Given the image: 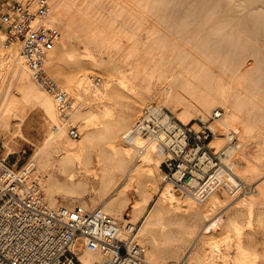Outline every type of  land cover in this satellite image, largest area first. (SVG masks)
<instances>
[{
  "label": "rangeland",
  "instance_id": "1",
  "mask_svg": "<svg viewBox=\"0 0 264 264\" xmlns=\"http://www.w3.org/2000/svg\"><path fill=\"white\" fill-rule=\"evenodd\" d=\"M124 1L126 2L125 4H127V5L124 4V6L126 7L127 10L124 9L125 7H122V9H124V10H122V11L120 10V12H119V9H121V8L114 10L115 16L117 17V20L119 21V22L118 21L116 22V24H118V26L116 25L117 26L116 28H118V27L122 28V31H129V33H132L131 28L133 29V31H136L135 28L138 30V28L140 27V22H139L140 21V14L144 13V15H147L146 16L147 18H145L146 19L145 22L147 24L148 29L147 28L146 29L141 28L142 29V30L140 29L141 31L140 30L137 31L138 35H133V34L130 35L129 33L124 32V35H122V37L119 38L122 45H124V49L121 52V54L123 55L121 57V59L117 57V54H118L117 50L112 51L111 43L109 42V38H108L109 26H108V24L111 21L109 14L103 12L105 15V17H104L105 21L102 22L103 44L101 47H97V43L91 44L89 42V40L87 39V33L84 31H78L77 30L78 37L68 39L67 34L62 29V27L56 23H52V24L56 25L62 33V37H61V40L59 41V43L61 44L64 42L67 45V49L70 48L69 49V53H71L70 57L73 58V59H69L70 57L66 58L63 62V65H62L63 70L67 69L64 73V77H65V80L67 81L66 85L69 89L68 90L69 93H66V95H68V98L70 99L72 105H71V108L66 113H63L58 108V104H57L56 115L58 114L57 117L59 119L57 117L55 119H53L49 115V113H47L45 111V109L43 107H41L40 105H36V106L27 105V103L23 99L22 93L16 88V85L13 84V86H12V82H13L12 66H5L4 67L5 74L0 79V94H2V93L4 94L7 91V89H9V92L14 96V99H16V104H18L17 105L18 110L20 111V113L24 112V114H25L23 122H21L20 125L14 124V122L16 120H12V119L7 120L9 122V125L6 124L7 127L5 125H3V126L0 125V153L5 154L6 156L9 155L10 161H12V162L18 161L19 166L25 165L28 161L30 162L31 160H33V158L36 159L37 157H39L42 154L41 152H43L42 149L50 150V153L52 154L54 159H56L58 157L59 145L55 142L49 143V139L51 137V134H53L56 130V123L58 121H60L61 125L65 124L66 127L65 126L64 127H65V129L67 128L66 134L68 133L67 134L68 137H71L70 136V128L72 126L77 127L79 132L81 133L80 137L79 138H72L71 137V138L74 139L75 141H78V140L80 141L84 138V136L87 134V132L97 130V127H99V126L95 125V124H100L99 122H100L101 117L105 118L104 116H106V119H107L109 114L107 113V115L104 114V116H103L102 111L108 107L112 108L113 115L112 114H110V115H112V117L114 116V119L122 118V115L124 113H128V114L131 113L132 114V116H131L132 120L130 119V122H131L130 127H128V129L126 131H124V134L132 128V126L136 122L137 118L143 113L145 108L151 104H156V105L162 106L163 108H165L166 112L169 115L174 116V118L176 119L178 124H181V123L188 124L189 126H192V128H194V129H199V125L202 124V122H206V124H211V122L213 120H215V119L218 120L219 118L222 117V115L226 112V109H227L226 105H224L221 100L217 101V105L212 107L211 110L208 113H206V115H204V117H202L201 115H198V113L195 112V110H193V109H190V111L188 110L185 113L186 114L185 115V114H183V112H184L183 111L184 110L183 105L180 104L179 99L174 97V95L171 94V91L168 89V86H170V87L173 86L174 87L173 93H175V91L177 93L180 92L181 94H183L184 97L189 98L191 100L193 97L195 98V96H196V98L198 97L197 94L200 93V90L198 89L199 93H197V91L195 92V90L197 88H196V86H194V84L197 86H200L201 81L198 80L196 77H198V76L200 77L201 73L192 71V66H193L192 65V57L189 55V52L193 51V49H192L193 47L191 46L192 42H190V41H193L195 39H196L195 41H197L200 38L201 39L200 41L203 40L202 42H205L206 39L207 40L212 39L211 40L212 42H214L215 39L220 40V38H221V40L224 38L228 39L224 42V44H221V47H222V45H224L226 47V48L222 47V51H223V49H224V51L225 50L227 51L225 56L229 55L228 51L233 46L235 48L236 47L239 48L241 46L242 49L245 48L247 51L243 50L244 55H242L243 54L241 52L242 50L240 48L239 49L236 48L237 51L239 50V52L242 54L235 52L236 56L233 57L234 54H232L233 52L231 53V51L236 50L233 47V49L230 50V55L228 57L226 56L227 59L231 60V58H235L232 60H235V63H237V61H239L238 59L241 56L246 58V56L249 55L247 53L251 52L250 53L251 58H249V56H248L247 58H249V59H246V61H247L246 63H248L251 68L253 66H255L256 64H258V65H256L258 67H253L252 72L254 69L255 73L250 72L249 76L254 78L259 73L264 75V70H263L264 66H262V68L260 66L262 63L264 65V62L262 59V58H264V56H263L264 52L262 53V50H261V47H264L262 45V41L264 43V40H263L264 39L263 38L264 37V35H263L264 30L261 31L262 28L260 30H257V28H259V27L256 26L257 28H256V30H254V35H255L254 36L253 33L251 32L252 30L250 31L249 29H247V32H245V35L247 36V35L251 34L252 36L251 35L250 36L252 38L249 36L250 39H246L248 37L243 36L245 38V40L242 41L243 38H241V37H240L241 40L238 38L235 39L234 38L235 36L232 35L233 33L230 34L231 36L227 35L228 37H226L224 34V33H226L224 31H227V29L229 31V28H227V26H231V28H230L231 31L234 30L233 26H235V22L233 23L234 24L233 26H232V24H230L232 21L231 22L227 21L228 25H226L223 22L224 25H226V27L224 25H221L224 28L223 27H220V29L217 28V26H219L218 22L223 21V20H221L222 18H219L220 13L223 14V15L221 14L222 16H224L225 14L228 15L227 14L228 12L225 13V11L228 10L227 8H229L230 10L231 9L233 10V8H232V6L234 5L233 3H232L233 5L231 4V6L229 3V7H228V5H227L228 3H224L222 0H220V2L222 1L223 6H222V8H219L216 11L217 13L219 12V16H218L217 13H216V15L214 14L215 13L214 10H216V9L210 7V6H212V2H213V1L211 2V0H210V2L209 1L206 2V4L208 3L209 6L206 4L204 5L205 0L204 1L202 0L203 3L201 0H194L193 3H191L192 0H190V1L186 0L188 3L185 0L182 1L183 3L180 0L179 1L178 0H169V1L168 0L167 1L166 0H146V1L145 0H124ZM172 1H173V3H170ZM198 1H201V3ZM233 2H235V0ZM163 3H164V5H163ZM158 4H160L159 6L163 11H165L164 9H167L169 7L168 9H169L170 13L168 10H166L168 12L165 11V14L166 15L168 14V16H170V17L166 16L168 19L158 18V16H161V14H163L162 13L163 11H161V10L157 11L154 8V6H156ZM174 4H176V5H174ZM178 4L181 6H182V4L184 5V7L182 6L183 7L182 10H184V8H185V10L186 9H189V10L182 11L180 8L181 6L179 7ZM192 4H194V5H192ZM202 4L204 5V7H202ZM225 4H226V6H225ZM190 5L192 7H190ZM93 6H91V8H92L91 10L95 11L96 8H95V6L93 8ZM144 6H145V9H143ZM175 6H176V8H175ZM194 6H195V8H194ZM197 6H198V9H197ZM206 7L207 8L209 7V8L206 9ZM151 8H153V9H151ZM235 8H236V6H235ZM262 8L263 7H261V9ZM171 9H173V10L171 11ZM222 9L225 11L222 12L223 11ZM206 10L208 11L207 13H205ZM232 10L229 11V13L230 12L232 13L235 10L238 12H241L239 8H238V10L237 9H235L233 11ZM262 10H264V9H262ZM123 11L125 13V14L123 13L125 16L121 13ZM131 11L133 12L132 13L133 15H131ZM173 11H175V12H173ZM188 11H189V13L187 14L186 12H188ZM212 12H213V15H212ZM204 13L206 15L211 14V15H208L207 18H206V16L204 17L206 19V21H208V19H209L210 23H209V21L206 23V21L201 20L202 16L205 15ZM183 14H185V15H183ZM130 16H134V17H132V19H131ZM179 16H181L182 18H184L183 16H185V18L180 20L179 18H181V17H179ZM222 16H220V17H222ZM128 18H130V19H128ZM134 18H136V19H134ZM133 19H134V21H133ZM177 19H178V21H177ZM193 19L196 21H194ZM188 20H189V22H188ZM122 21H123V23H122ZM191 21H193V22H191ZM128 22H129V24H128ZM137 22H139V24ZM135 23H137V25ZM178 23H180V24H178ZM181 24H183V25H181ZM206 24H208V26L209 25L210 26L208 27ZM195 25H199V28H197L198 26H195ZM202 25L204 26L203 29H205V30L209 29V32H208V30L206 32L210 33V34H207L205 31H203V33H202V30H203V29H201ZM192 26L194 28V31L196 28H197V31H199L200 36H198L199 37L198 39H197V37H194V39L192 38L193 40L190 39L191 37H193L192 36L193 34H191V37H189L190 36V30H191V29L189 30V28H192ZM177 27L178 28L180 27V28L178 29ZM232 28H233V30H232ZM123 29H125V30H123ZM213 29H214V31H213ZM149 30H151L150 35H148ZM248 30L250 31V34H248L249 33ZM191 31L194 32L193 30H191ZM231 31H229V33ZM220 32H221V34L222 33L223 34L221 35ZM258 33H259V35H258ZM205 34L209 35V36L206 37ZM0 35H1L0 40L2 41V42L0 41V45H1L0 47L3 46L2 47L3 50L8 51L9 49H6L3 45L4 36H3V31H2L1 26H0ZM169 35H171V36L169 37ZM219 35H221V36H219ZM166 36H168V38ZM140 37L143 38V43H141L140 41H136V39H138V38H139L138 40H140ZM229 38H230V40H229ZM232 38L234 41H232ZM259 39L261 41H259ZM175 41L178 42V44L180 43L179 44L180 46L183 45L182 48L178 47L179 45L177 43L175 44ZM195 41H193V42H195ZM200 41L198 40L197 42H200ZM237 41H239V42H237ZM240 41H242V42H240ZM207 42H210V41H207ZM244 42L245 43L250 42V44H249L250 46L248 45V43L245 44ZM225 43L227 46L225 45ZM258 43L261 47L258 46L259 48L257 50L255 47H257ZM243 44L246 45V47ZM189 45H190V48H189ZM235 45H238L239 47L235 46ZM61 46H62V44H61ZM229 46H230V48H227ZM129 47H131V48H129ZM13 48L15 49L16 53H20V46L19 45L18 46L14 45ZM128 48L131 49V51H128L129 50ZM253 48L255 49V51L256 50L261 51V52L260 51L258 52V55L259 56L261 55L260 57L256 53V55L258 57V58H256L255 51H254V53H252ZM263 51H264V49H263ZM89 52H91V55H89ZM222 53H225V52H222ZM245 53H246V56H245ZM252 54L255 55V57L252 56ZM221 55H223V54H221ZM223 56H221V58H223ZM236 57H237V60H236ZM241 59H242V57H241ZM257 59H259V60H257ZM243 61L245 62L244 58H243ZM239 62H242V60ZM232 63H234V62H232ZM64 64L65 65L67 64V66H65ZM205 64H206V62L203 60V65H201V66H205ZM253 64H255V65H253ZM210 67L212 68V70H218L217 67H213V66H210ZM256 69H257V72H256ZM86 70H88V72ZM83 73L84 74L87 73V75L90 74V75H88V76H90L89 77L90 78V85H89L90 89L96 88L98 86V84L95 83L98 79H101V80L106 82V80L108 78L112 77L113 79L110 82H108V85H106V87L104 89V91L107 94L105 96H92L88 92H86L87 89L86 90L84 89L85 90V92H84V90H82L83 88L81 86H78L79 80L82 77L81 74L83 75ZM263 75H260V76L263 77ZM249 76H247V77H249ZM249 79H251V78H248V80ZM190 80L193 82L195 81L194 84H189L188 82ZM188 84L190 85V87ZM191 85H192V87L194 86L196 89L195 88L191 89ZM8 87H10V88H8ZM11 87H12V89H11ZM61 87L63 88V85H61ZM193 89H195V90H193ZM191 92H192V94H191ZM193 93H196V94H193ZM191 95H194V96L191 98ZM196 100L193 99V101H195V102H196ZM219 102H221V103H219ZM243 105H244V107H246L245 104H243ZM76 107L83 111V113H82V111L80 110L82 117L80 116L79 118H74V115H72V113ZM217 108L221 109L222 115H221V117H216L215 119H212L211 116ZM84 113L86 114V117H87V115H91L93 117L89 116L90 119L88 118V120H87L85 117H83L85 115ZM189 113H191V114H189ZM97 114H99L100 117L99 116L97 117ZM179 114H181L182 117H184V115H185L184 118H186V119L185 120L184 119L179 120V118H178ZM28 117L35 118V120H36L35 126L41 131V133L37 134V139L35 140L37 146L31 145V143L27 140L26 135L23 133V130H22L24 123ZM96 117L100 118L99 121H98V119H96ZM112 117L109 116L108 119L112 118ZM93 120H94V122H96L95 124H94ZM102 120H105V119H101V122H102ZM216 120L212 123V126L214 128H217V125L219 124V122ZM101 124L104 125L103 123H101ZM13 125H15V127H13ZM214 125H216V126H214ZM9 126H10V128H9ZM19 126L21 127V129L19 128ZM221 128L222 127H219L216 130L223 135L215 136L216 139L214 138L215 141H213V143H212L217 148H221L223 146H226V143H227V140H226V137L224 134V133H226V130L224 128H222V129ZM230 129H233V128H228L227 130H230ZM233 130H235V129H233ZM240 137L241 136L239 135L241 147L240 148H234L235 149L234 152L236 154L233 152L231 154V157H230L231 159L229 157L228 158L223 157L224 158L223 160H224V163H226V164L228 162L235 161V163L238 164V166H239V164L241 163L240 167H242V164H243L242 169H244V167H245V165H247V163L253 164L256 162V158L254 157V155L252 156V154H250L249 150L253 151L252 153H254V150H255L254 149L255 148L254 142L258 141V143H259L261 140H258L260 138L259 137V138H256L255 140L253 139V140L247 141L244 138H242V137L240 138ZM220 139L222 141H220ZM217 140H219V141L217 142ZM143 141H144V143H146L147 140H143ZM244 142H246L247 144L245 143L246 144L245 145ZM100 144L101 143H98V144L96 143L95 144L96 146L94 145V147L97 148ZM136 144H137V140H136ZM120 146L121 147L123 146L124 147V148L122 147L123 149H130L131 150L132 161L130 162L131 164L129 163V165H128L131 167L130 171H129V167H128V170H126L123 173V175H120L121 177L118 175V177H117L118 181L116 180L117 182H115L116 184L114 183V185H113L112 183H110L108 185L109 189L106 188V191L104 189H101V187H100L101 186V184H100L101 166L98 163V158L96 159V157H97L96 154L98 153V148H97V151L95 150L97 153L96 152H95L96 154L94 153L95 154L94 160H93V163L89 166L90 168L89 167L86 168V167L82 166L84 169L81 167L79 170L80 174L76 177V180L85 181L88 184V186L85 187V189L81 190L80 192H77L75 194L72 193L73 195L71 193L67 194V192L65 193V191H60V192L56 191L55 197L57 199V203H55V204L72 205V204L80 203V204H83L87 207L100 206L105 210V206H107L105 203H107L110 196L114 194L116 188H119L122 186V187H124V189L126 191V197L122 198V200H120L118 202V204L115 205V210L112 213H110L106 210L105 211L107 213H109L110 215H112L115 218V220L121 225L122 228H123V226H126L128 224V223H126L127 220H130L133 224H135V234H136L135 240L138 241L139 243L143 244L144 246H146V248L148 250L147 259L151 263H153V264H179L180 260L183 258L182 259L183 262L181 264H185V263H188V264H201V263L202 264H210V262H211V264H239L238 262H239L240 258L238 256L241 257V255H239L240 253L237 252L236 248L243 244L249 248V253H250V255L248 254L249 260L252 259L251 261L247 260L248 263H246V264H264V195H262L264 193L258 194V197L256 194H254V185L253 184H254V180L256 181V179L253 177V175L251 176L249 173H247V175H246V173L239 172L236 168H235V170L233 169L235 172L233 175L235 180L236 181L241 180L243 183H245L247 185L246 193H244V192L239 193L240 191L235 193V192H233V190L230 189L229 186H227V185L221 186L224 189H226L227 194L226 193L225 194H226V197L228 196V200L231 198L230 199V201H232L231 204L221 208V210L219 212H217V214L215 212L213 214V213H211L212 212L211 211L210 214H211V216H213V218H210L211 221L210 220L208 221L207 218L203 219L202 217L199 216L198 220H199L200 224L199 223L192 224L189 220L193 217V214L191 213V211H187V208L183 207L184 201L186 199H188V200H190L196 204V206H197L196 208H201V207L205 206V204L208 203V200H210L211 196L207 200H205L204 202L200 203V202H197L196 200H194L193 198H191V196H189V195H181V194L177 193L174 190V188L171 186L173 188L172 190H174V192H175L174 194L175 195L177 194V197L173 196V195L161 197V192L163 191V189L166 186H168L169 182H166V180L164 179L163 168L158 167L154 171L155 174H153L152 182H150L151 184L152 183L153 184L151 185L150 183H148V184L146 183V191H147L146 195H149L151 197L149 200H146L145 196L141 195L142 187L145 185L144 180L142 178H140L139 175L134 174V173H132L133 171H131L132 168H134L137 164H140V162H142V159L145 156L146 152H144L142 155H140L136 146L126 144L123 139L120 143ZM32 148L34 150L30 151V149H32ZM99 148H100V146H99ZM24 150H26V152H24ZM247 152L249 153L250 157L248 156L247 158H244V156L248 155ZM30 153H32L33 156L30 157V155H29ZM241 153L244 155L242 156ZM153 154H154V152H153ZM155 154L157 155V152H155ZM257 154L259 155V152ZM260 154H261V152H260ZM235 155H238L239 158ZM240 156H242V157H240ZM165 157H166L165 155H163V157H161V162H162V160H164ZM232 157L233 158L237 157V158H235L236 160L235 159L233 160ZM242 158H244V159L241 160ZM230 160H232V161H230ZM247 160H248V162H247ZM238 161H239V163H238ZM52 165L53 166L47 165L50 167V168L48 167L50 172L51 171L54 172V168L58 165V162L55 160V162H52ZM47 166H46V168H47ZM48 168L46 170H42V171H40L42 168H36L37 170L34 173V175H36L37 177H38V175L39 176L43 175L41 178V182H40L41 188L45 194L46 199L51 203L50 198H49V191H48L50 189L49 188L50 181L48 179H46V176L44 175V174H46V172H49ZM86 169H88V170H86ZM90 169H94L95 171L94 170L92 171ZM262 170L264 171V168ZM55 173L57 174V177H58V179H60V181H64V180L68 181L64 175L62 176L60 173H58L56 171H55ZM261 173H260V175H261ZM249 176H250V179H248ZM251 177H253L254 180ZM169 185H171V184H169ZM115 186H116V188H114ZM128 195L131 198L130 203H129L130 198H128L129 197ZM243 196L245 197V199H248L249 197L252 196L254 199H256V201L251 205L250 204H243L245 206H243V205L241 206L240 203L237 201H240L239 199H241V197H243ZM163 198H164V200H163V202H161V199H163ZM128 203H129V205H128ZM163 204H164V206H163ZM127 205H128V207H127ZM174 207H175V209H178L179 213L176 212L177 210H175ZM123 209H125V210L123 211ZM134 210H135V212L137 210L140 211V219L138 218L139 220L134 219L135 218L133 216ZM150 213H152L153 215L155 214V216L158 217L157 221L155 224L150 226L149 230L144 235H141L140 232H138V231L144 225L145 220L149 216ZM206 213H208V212H206ZM207 222L210 223V226L208 228H206L205 232H203V234H202V235H204V237L206 235V237H205L206 241H204L202 238L203 236L198 237V233L202 232V230H203L201 225H203L204 223H207ZM185 224H187L188 226L186 227ZM162 225H163V227H162ZM167 232H168V234H166ZM154 239H158V240L163 239L162 241H164V242H165V240H170V242L172 241L173 242L172 246L171 245L168 246L170 243H165L167 246H164L163 249H161V250L166 251L167 249H172V250L174 249V251L177 252L176 257L175 258L171 257L168 260H162L161 258L168 255L167 253H164V251L161 253H156V252L152 253L151 249H152L153 245L151 243L154 241ZM237 244H239V245L237 246ZM78 247H81V245H78ZM166 247H168V248H166ZM212 247L214 249H212ZM237 249L239 250V248H237ZM189 250L191 251V253H192L191 255H193V256L195 255L194 253L198 254V260L195 261L194 263H193V260H191V258L187 259L185 257V254L189 253L188 252ZM222 251L223 252L228 251L225 254V255H227L226 257H224V253ZM170 254H172V253H170ZM232 261H233V263H232Z\"/></svg>",
  "mask_w": 264,
  "mask_h": 264
},
{
  "label": "bare ground",
  "instance_id": "2",
  "mask_svg": "<svg viewBox=\"0 0 264 264\" xmlns=\"http://www.w3.org/2000/svg\"><path fill=\"white\" fill-rule=\"evenodd\" d=\"M180 1L182 2L184 0H180ZM188 1H190V0H188ZM193 1L194 0H192L191 3H193ZM201 1H198V2L201 3ZM203 1H202V3H203ZM208 1L210 2V0H205L204 1V5ZM222 1L224 3H228L227 4L228 7H229V3H230V6L233 3L234 4V5L232 4L233 5L232 6L233 10H235V9L238 10V8H239L241 12H238L236 10L233 11L231 9L233 12L232 13L230 12L231 13L230 14L229 11H231V10L229 8H227L228 9L227 11L222 9L223 10L222 12H224V11H225V13L228 12L227 13L228 15H226L224 13L226 16L225 15L222 16L223 14L220 13V16H222V17H220L219 16V12L217 13L216 11L219 8H222V6H223ZM222 1L220 2V0H211L212 6H210V7L211 8H215L216 10L213 9L214 12H215L214 14L216 15V13H217L219 18H222L221 20H223L222 22H218L219 26L216 25L217 28L220 29V27H223L221 25H224V23L226 25H228L227 21H230V22L232 21L230 23V24H232V26L234 25L233 23L235 22V26H233L234 30L232 28L233 31L230 30L231 26H227V28H229V31H231V32L229 33L228 29H227V31H224L226 33L228 32L227 34L224 33L226 37L231 36L230 34L233 33L232 35L235 36L234 37L235 39L238 38V39L241 40V38H243L242 41H244L245 38L243 36H246L245 32H247V29H249L250 31L252 30L251 32L253 33V35H254V30H256L257 27H259V28H257V30H260L261 28H262L261 31L264 30V10H262V9H264V0H237V1L235 0V2H233L234 0H222ZM50 2L52 4V14H53L50 17V20H49L50 23H56V24L60 25L62 27V29L66 32L68 39H71V38H74V37H78L77 30L86 32L87 33V39L89 40V42L91 44H96L97 43V47H101L102 44H103L102 22L105 21V18H104L105 15H104L103 12L109 14L110 19H111L110 23L108 24V26H109V33H108L109 42L111 43L112 51L117 50L118 51L117 57L121 59V57L123 56L121 54V52L124 49V45H122V43L119 40V38L122 37V35H124V32L125 33H129V31H122V28H119V27H118L119 29L116 28L118 26V24H116V22L118 20H117V17L115 16L114 10L121 8V9H119V12H120V10L122 11V10L126 9V7L124 6V4L126 2L124 0H50ZM170 3H173V1L170 2ZM93 5L96 8L95 11L91 10L92 9L91 6H93ZM125 5H127V4H125ZM159 5L160 4L154 6V8L157 11H160V10L163 11L160 8ZM163 5H164V3H163ZM174 5H176V4H174ZM192 5H194V4H192ZM204 5L202 4V7H204ZM206 5H208V3ZM94 6H93V8H94ZM180 6L181 5H179V7ZM182 6L184 7L183 4H182ZM182 6L180 7L181 10L183 8ZM225 6H226V4H225ZM235 6H236V8H235ZM122 7H125V8L122 9ZM190 7H192V6L190 5ZM261 7H263V8L261 9ZM168 8L167 9L163 8V9L165 11L166 10L169 11ZM175 8H176V6H175ZM194 8H195V6H194ZM208 8L206 7V9H208ZM143 9H145V6H144ZM151 9H153V8H151ZM197 9H198V6H197ZM172 10L173 9H171V11ZM187 10H189V9L185 10V8H184V10H182V11H187ZM165 11H163L162 12L163 14H161V16H158V18H162V19L166 18V19H168L166 17V16H168V14L166 15ZM168 11H166V12H168ZM173 12H175V11H173ZM207 12L208 11L206 10L205 13H207ZM121 13L123 14L124 11L121 12ZM132 13L133 12L131 11V15H133ZM169 13H170V11H169ZM186 13L188 14L189 11L186 12ZM183 15H185V14H183ZM208 15H211V14H208ZM208 15H206V14L203 15L201 20L206 21V19L204 17L206 16V18H207ZM212 15H213V12H212ZM146 16L147 15H144V13L140 14V21H139L140 22V27L138 28V30H140L141 28H145V29L147 28L148 29L147 24L145 22V20H146L145 18H147ZM130 17L132 19V17H134V16H130ZM168 17H170V16H168ZM179 17H181V16H179ZM183 17L185 18V16H183ZM184 18L181 17L179 19L181 20V19H184ZM128 19H130V18H128ZM134 19H136V18H134ZM134 19H133V21H134ZM189 20H188V22H189ZM177 21H178V19H177ZM194 21H196V20H194ZM208 21H209V19H208ZM208 21H206V23ZM139 22H137V23L139 24ZM191 22H193V21H191ZM122 23H123V21H122ZM137 23H135V24L137 25ZM209 23H210V21H209ZM128 24H129V22H128ZM178 24H180V23H178ZM181 25H183V24H181ZM206 25L208 26V24H206ZM226 25H224V26L226 27ZM195 26H198L197 28H199V25H195ZM197 28L195 29V31H194L193 26H192V28H189V30L191 29V30L194 31V32H192L190 30V36L189 37H191V34H193L192 35L193 37H191L190 39H192V38L194 39V37H197V39L199 38L198 36H200V35H199V31H197ZM203 28H204V26L202 25L201 29H203ZM123 30H125V29H123ZM135 30L136 31H133V29L131 28V32L132 33H129V34L130 35H132V34L133 35H138V32H137L138 30L136 28H135ZM207 30L209 32V29H207ZM207 30L203 29L202 33H203V31L206 32ZM213 31H214V29H213ZM250 31H249L248 34H250ZM259 33H258V35H259ZM150 34H151V30H149V34L148 35H150ZM207 34H210V33H207ZM220 34H221V32H220ZM171 35H169V37ZM221 35H219V36H221ZM250 35H247L246 37H248V38H246V39H250L249 38ZM208 36L209 35H206V37H208ZM0 37H1V35H0ZM166 37L168 38V36H166ZM138 39H136V41H140L141 43H143V38L140 37V40H138ZM224 39H222V40H221V38H220V40H216L215 39L214 42L211 41L212 39L211 40L210 39L209 40L206 39L205 42H202L203 40L200 41L201 39L199 38L198 40L200 42H197L198 40L195 41L196 39L193 40L195 42L190 41V42H192L191 46L193 47L192 48L193 51L189 52V55L192 57V65H193L192 66V71L201 73L200 77L199 76L196 77L201 82H200V86L195 85L194 84L195 81L193 82V81L190 80L188 83L189 84H194V86H196L197 89L194 86L192 87V85H191V89L192 88L196 89V90L193 89V90H195V92L197 91V93H199V90H200V93L197 94V96H198L197 98H196V96L194 98L193 97L194 95H191V98L193 97L192 100H191L189 98L184 97L183 94H181L180 92L177 93L175 91V93H173V89H174L173 86H171V87L168 86V89L171 91V94H173L174 97L179 99L180 104L183 105V108H184L183 114H185L188 110L190 111V109H193V110H195V112L198 113V115H201L202 117H204V115H206V113H208L211 110L212 107L217 105V101L221 100L223 102V104L226 105L227 109H226V112L222 115L221 118H219L218 120H216V119L215 120L219 122V124L217 125V128L222 127V128H224L226 130V133H224L225 137H226V135H227V133L229 131V130H227L228 128L235 129L239 133V135L242 138H244L245 140H247V141L253 140V139L255 140L256 138L260 137L258 140H261L262 142L261 141L259 143H258V141L254 142V147H255L254 149L255 150L257 149V150L256 151L254 150V153H252L253 151L249 150L250 154H252V156L254 155V157L256 158V162L255 163H253V164L247 163V165H245L244 169H242L243 164H242V167H240L241 163L238 166V164H236L235 161L230 160V161H232L230 163V165H231V167L234 170L236 168L239 172L246 173V175H247V173H249L251 176L253 175V177L256 179V181H255L254 178L251 177L254 180V184H253L254 185V194H256L257 197H258V194L264 193V171L262 170L264 168V75L259 73L260 75H263V77H261L258 74L254 78L249 76L250 72L253 73L255 71L253 69V72H252V68L253 67H258V66H256L258 64H256V65L253 64L255 66H253L251 68L250 65L248 63H246L247 62L246 59L251 58L250 57V53H251L250 51H249L250 53L246 52L247 54H249L248 55L249 58H247L248 56H246V53H245L246 58L243 57V56H241L242 59H241V57L240 58L238 57L239 58L238 60L239 61L242 60V62L237 61V63H235V60H232V59H235V58H231L232 56L230 57L231 60L227 59V57L230 55V50L233 49L234 46L228 51L229 55L228 56L226 55L227 56L226 57L225 54L227 53V51L226 50L224 51V49L222 51V47H225V46L222 45V47H221V44H224V42L226 40H228V39H225V40ZM229 40H230V38H229ZM207 41H210V42H207ZM232 41H234L233 38H232ZM242 41H240V42H242ZM259 41H261V40L259 39ZM237 42H239V41H237ZM176 43L178 44V42L175 41V44ZM226 43H225V45H226ZM246 43H248V42H246ZM61 44H62V46H61ZM61 44L58 42L55 45V47L52 49V51L50 52V54L48 56V59L46 61V66H47V69L50 72V74L52 73L51 75H53L55 80L59 84L63 85L62 90L66 94V93H69V91H68L69 89H68V87L66 85L67 81L65 80V77H64V73H65V71L67 69L63 70L62 65H63L64 60L66 58L70 57L71 53H69V49L70 48L67 49V45L64 42L61 43ZM249 44H250V42L248 43V45ZM262 45L264 46L263 41H262ZM182 46L179 45L178 47L182 48ZM235 46H238V45H235ZM244 46L246 47V45H244ZM258 46H260L259 43H258L257 47H255V46L254 47L258 50V48H259ZM2 47H0V69H1L0 70V79L5 74L4 67L5 66H12V78H13L12 86H13V84L16 85V88L22 93L23 99L25 100L27 105H33V106L40 105L41 107H43L45 109V111L47 113H49V115L53 119H55L58 116V114L56 115V112H57V101H56L55 96L53 94H51V93H48L47 90H45L41 85L36 83V81L32 77L31 70L27 66V64H26L25 60L22 58L21 54L20 53H16L15 49L13 48L14 46L12 48H10L8 51H4ZM129 48H131V47H129ZM189 48H190V45H189ZM227 48H230V46L227 47ZM236 48L234 47V49H236ZM239 48L242 50V51L240 50L242 53L246 50L245 48L242 49L241 46ZM239 48H237V49H239ZM262 48L264 49V47H261V50H262V53H263L264 51H263ZM237 49L231 51V53L233 52L232 54H234L233 57L236 56L235 52L236 53H240L239 50L237 51ZM128 51H131V49H129ZM221 51L225 52V53H222ZM254 51H255V49L253 48V52L252 53H254ZM256 51H255V55H256V53L258 55V52L260 50L257 51V52ZM242 53H240V54H242ZM219 54L220 55L223 54L224 56L221 55V56H223V58H221V56ZM89 55H91V52H89ZM242 55H244V53ZM255 55L252 54V56H254V57H255ZM257 55H256V58H258ZM243 58L245 59V62L243 61ZM69 59H73V58L70 57ZM262 59H263V62H264V58H262ZM203 60L206 62L205 66H201V65H203ZM236 60H237V57H236ZM257 60H259V59H257ZM231 61L234 62V63H232ZM65 66H67V64ZM210 66L217 67L218 70H212V68ZM260 66L262 68V66H264L263 63ZM263 70H264V68H263ZM86 71L88 72V70H86ZM256 72H257V69H256ZM88 75H90V74H88ZM88 75H87V73H85V74L83 73V75L81 74L82 77L79 80V85L78 86H81L83 88V89L81 88L82 90H84V89L86 90L87 89L88 91L86 90V92H88L92 96H105L107 93L104 91V89H105L106 85H108V82H110L113 78L112 77L108 78L106 80V82L100 79L99 82H97V81L95 82L96 84H98V86L95 84L97 87L93 88V89H90V87H89V85H90V78L89 77L90 76H88ZM247 76H249V77H247ZM248 78H251V79L248 80ZM189 87H190V85H189ZM8 88H10V87H8ZM11 89H12V87H11ZM85 90H84V92H85ZM191 94H192V92H191ZM193 94H196V93H193ZM193 99L194 100L197 99L196 102L193 101ZM219 103H221V102H219ZM243 104H245L246 107H244ZM17 105L18 104H16V99H14V96L9 92V89H7V91L4 94L3 93L0 94V125L1 126L5 125L7 127L6 124L9 125V122L7 121L8 119L16 120L14 122V124H19L20 125L21 122H23L25 114H24V112L20 113V111L18 110ZM80 110L81 109H78L77 107L75 108V110L72 113V115H74V118H79L81 116V111L82 110L81 111ZM112 111H113L112 108L108 107V108H105L102 111V114L104 116V114L107 115V113H108L109 116L112 117V115H113ZM82 113H83V111H82ZM110 114H112V115H110ZM189 114H191V113H189ZM185 115H184V117H185ZM89 116L93 117L91 115H87V117H86V114L83 117H85L88 120ZM98 116H99V114H97V117ZM131 116H132L131 113L130 114L124 113L122 115V118H120V119H114V116L112 118H109V119L107 117V119H106V116H104L105 118L101 117V119H105V120H102V122H101L100 118L96 117V119H98V121L100 119L99 123L100 124L103 123L104 125L101 124L102 125L101 126L100 124H95L96 122H94V120H95L94 119L93 120L94 124L98 125L99 127H97L96 131L87 132V134L84 136V138L82 140H80V141L79 140L75 141L74 139H72L73 138L72 136H71L72 138L67 136L68 133L66 134V132H67L66 129L67 128L65 129V127H66L65 124L61 125L60 121H58L56 123V130H55V132L53 134H51V137L49 139V143L50 142H55V143H57L59 145L58 157L56 159H54V157L50 153V150L42 149L43 150V152H41L42 154L40 153L41 155L39 157H37L36 159L33 158V160L30 161L31 165L34 166L35 168H42L40 171L46 170L50 165L53 166L52 162H55V160L58 162V165L54 168V172H52V171L50 172V170H49L50 167H49L48 168L49 172L45 171L46 174H44L46 176V179H48L50 181V183H49V188L50 189L49 190L47 188L46 189L49 191V198H50L51 204L54 205L55 203H57V199L55 197L56 196L55 195L56 191H58V192L65 191V193L67 192V194L68 193L75 194V193L80 192L81 190L85 189V187L88 186V184L85 181L76 180V177L80 174L79 170H80V168L82 166L88 168L93 163L94 155L97 153L96 152L97 148H98V153L96 154L97 157L96 156L95 157H96V159L98 158V163L101 166V169H100V172H101V176H100V184H101V186L100 187H101V189H104L106 191V188L109 189L108 185L110 183H112L114 185V183L118 181L117 180L118 175L119 176L123 175V173L126 170H128V167H129V171H130L131 167L128 166V165L132 161L131 150L130 149H123L124 147L122 146L123 147L122 148L120 146V143H121L122 139L124 138V135L126 134V133L124 134V131H126L128 129V127H130ZM178 116H179L178 117L179 120H182V119L185 120L186 119V118L182 117L181 114H179ZM215 120H213L211 122V127L216 132L217 136L218 135H223V134L219 133L216 130L217 128H214L212 126V123ZM214 126H216V125H214ZM13 127H15V125H13ZM9 128H10V126H9ZM19 128L21 129L20 126H19ZM136 140H137L136 146L144 145L146 147V154L143 157L142 162H140V164H137L134 168H132L131 171H133L132 173L139 175L140 178H142L144 180V182H145L144 184L145 185L142 187L141 195L145 196L146 200H149L151 197L149 195H146V193H147V191H146V183L148 184V183L152 182L153 174H155L154 171L158 167L161 166V163H162L161 162V157H163V153L157 152V155L155 154V152H156L155 150L157 148L156 147V143H157L156 142V138L143 139L141 137H137ZM143 140H147L146 143H144ZM226 140H227V137H226ZM213 141H215V140H213ZM218 141L219 140H217V142ZM220 141H222V140L220 139ZM96 143L97 144L101 143L99 145L101 149L99 148V146L97 148L94 147V145ZM245 143L246 142H244V144ZM228 151H229L230 154H232L235 151V149L232 148V147H229ZM153 152H154V154H153ZM256 152L257 153L259 152V155ZM260 152H261V154H260ZM243 155L244 154H242V156ZM235 156L238 157V155H235ZM242 156H240V157H242ZM248 156H249V153H248V155L244 156V158H247ZM237 157H234V158L232 157V158L234 160ZM244 158H242L241 160H243ZM247 162H248V160H247ZM238 163H239V161H238ZM47 165H49V166H47ZM46 166H47V168H46ZM36 170H35V172H36ZM86 170H88V169H86ZM90 170L93 171L94 169H90ZM55 171L60 173L62 176L64 175L67 178L68 181H65V180L64 181H60V179H58L57 174L55 173ZM260 173H261V175H260ZM42 176L43 175H40L39 177L42 178ZM163 176H164V173H163ZM224 177H225L227 182H226V184H223L222 186L227 185V186L230 187V185L234 186L237 183L235 178L232 175H230V174H227V175L224 174ZM248 179H250V176H249ZM169 184H171V183H168V186H166L163 189V191L161 192V197L162 196L166 197V196H170V195H173V196L177 197V194L175 195L174 194L175 193L174 190H172L173 189L172 188L173 187L172 184L171 185H169ZM114 188H116V186ZM239 191H240L239 193H241V192L242 193L243 192L246 193L245 190H240L239 189ZM225 193L227 194L226 189H224L221 186L218 187L214 191V193L211 194V197H210V200H208V203L205 204V206H203L201 208H196L197 206H196L195 203H193L192 201L186 199L184 201L183 207L187 208V211H191V213L193 214V217L192 218L190 217L191 219L189 221L192 224H196V223L200 224V222L198 220L199 216L202 217L203 219L207 218L208 221L210 220V218H213V216H211V214H210L211 211H212L211 213L214 214V212H215L217 214V212H219L221 210V208H223L225 206H228L232 202V201H230L231 198L228 200V196L226 197ZM262 195H264V194H262ZM125 197H126V191H125L124 187L121 186L119 188H116L114 194L111 195L109 200H108V202L105 203L107 205V206H105V210L110 212V213H112L115 210V205H117L118 202L120 200H122V198H125ZM243 197H241V199H239L240 201H237V202L240 203L241 206L243 204H250L251 205V204H253L256 201V199H254L252 196L249 197L248 199H245V197L244 198ZM191 198L196 200L193 196H191ZM163 200H164V198L161 199V202H163ZM197 202H199V201H197ZM163 206H164V204H163ZM243 206H245V205H243ZM174 209H175V207H174ZM175 210H177L176 212L179 213L178 209H175ZM206 212H208V213H206ZM134 217H135L134 218L135 220H137L139 218V210H137L135 212V216ZM157 218L158 217H156L155 214L153 215L152 213H150L149 216L146 218L144 225L139 229L138 232H140L141 235H144L149 230L150 226H152L153 224L156 223ZM126 223H128V224L126 226H123V228L118 223L120 228H121V235L124 238H126V237H129L130 235L133 234V235H135V238H136L135 224H133L130 220H127ZM185 226L187 227L188 225L185 224ZM201 226H202L203 230H202V232L198 233V237L199 236H203L202 237L203 240L206 241V239H205L206 235L204 237V235H202V234H203V232H205L206 228H208L210 226V223L207 222V223H204ZM162 227H163V225H162ZM166 234H168V232ZM162 240L154 239V241L151 244L154 246V248H156V250H159V251H161V249H163L164 246H167L165 243H170L168 246H170V245L172 246V244H173V242L172 241L170 242V240H165V242L162 241ZM238 245L239 244H237V246ZM166 248H168V247H166ZM237 248H239V250ZM237 248H236L237 252L240 253L239 255H241V257L238 256L240 258V260H239V262L238 261L237 262L239 264L248 263L247 260H249V255H250L249 248L247 246L243 245V244L240 245ZM212 249H214V248L212 247ZM169 250H172V249H167L166 251H169ZM147 252H148V250H147ZM188 252L189 253L185 254V257L187 259L191 258V260H193V263L198 260V254L197 253H194L195 255L193 256V255H191L192 253H191L190 250ZM227 252L228 251L223 252L224 253V257L227 256V255H225ZM81 259L86 264H100V263L103 262V257L100 254H98V253L97 254H94V253L83 254L81 256ZM182 259L180 260L179 264H181L183 262ZM251 260L252 259H250L249 261H251ZM232 263H233V261H232ZM210 264H211V262H210Z\"/></svg>",
  "mask_w": 264,
  "mask_h": 264
},
{
  "label": "built area",
  "instance_id": "3",
  "mask_svg": "<svg viewBox=\"0 0 264 264\" xmlns=\"http://www.w3.org/2000/svg\"><path fill=\"white\" fill-rule=\"evenodd\" d=\"M51 15L50 0H0L4 47L20 46L33 79L55 96L58 108L66 113L72 103L46 66L62 37L60 29L50 23ZM221 115L217 108L211 118ZM80 134L77 127L70 128L73 138ZM215 136L211 124L202 122L199 129L178 124L165 108L151 104L123 140L136 146L137 137L156 138L155 151L166 156L160 166L166 182L177 193L203 202L226 184L224 174L234 175L231 162L224 163L223 157H231L229 147H241L236 130L228 131L226 146L221 148L212 144ZM136 147L140 155L146 152L144 145ZM35 170L29 161L19 166L0 153V264H86L81 259L86 253L100 254V264H153L147 260L146 246L133 234L124 238L115 218L102 207L51 204ZM230 189L246 192L247 185L237 180Z\"/></svg>",
  "mask_w": 264,
  "mask_h": 264
},
{
  "label": "crops",
  "instance_id": "4",
  "mask_svg": "<svg viewBox=\"0 0 264 264\" xmlns=\"http://www.w3.org/2000/svg\"><path fill=\"white\" fill-rule=\"evenodd\" d=\"M35 122H36L35 118L28 117L27 120L24 123V126H23L22 130H23V133L26 135L27 140L31 143V145L37 146L35 140L37 139V134L38 133H41V131L35 126ZM32 150H34V149L33 148L30 149V151H32ZM24 152H26V150H24ZM29 155H30V157L33 156L32 153H30ZM128 198H130V196ZM130 202H131V198H130L129 203ZM129 203H128V205H129ZM128 205H127V207H128ZM125 209H123V211ZM133 216H135V210L133 211ZM139 219H140V211H139ZM151 251H152V253L153 252L161 253L163 251H164V253H167L168 255L162 257L161 258L162 260H168L171 257L175 258L176 257V254H177V252L174 251V249L173 250H169V251H165V250L159 251V250H156V248H154V246H152ZM170 253H172V254H170Z\"/></svg>",
  "mask_w": 264,
  "mask_h": 264
}]
</instances>
